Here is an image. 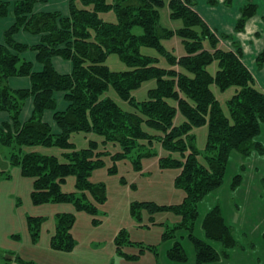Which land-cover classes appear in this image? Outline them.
<instances>
[{"label": "trees", "instance_id": "trees-1", "mask_svg": "<svg viewBox=\"0 0 264 264\" xmlns=\"http://www.w3.org/2000/svg\"><path fill=\"white\" fill-rule=\"evenodd\" d=\"M48 1L0 0V18L11 15L15 19V24L5 32V44H0V113L10 117L8 123L0 126V142L12 148V164L20 166L24 175L34 179V201L73 202L79 210L96 213V207L87 202V195L91 194L97 204L106 201V197L103 189L89 182V177L95 168L105 165L103 158L110 155L108 148L119 147L120 151L112 155L115 164L136 149L143 150V143L159 139L170 153L161 159V166L181 169L176 185L186 196L181 204L173 207L148 203L139 207L154 212L173 211L180 218L177 229L189 233L198 264L228 257V251L237 247V240L220 205L209 210L202 227L207 239L223 247L222 253L193 232L199 217V203L223 186L231 153L236 151L245 158L254 153L264 155V145L258 140L264 126V91L243 63L240 45L234 43L235 51L224 48L194 10L195 0H169L171 19L183 21V27L176 31L160 24L165 0H69L67 17L60 12L34 13L36 4ZM231 2L227 0V5ZM216 3L210 0V4ZM257 10L258 5L249 0L241 10L237 32H244L246 23ZM109 12L116 13V22H105L100 17ZM136 27L143 33L135 34ZM21 30L41 35V44L29 47L15 41V34ZM175 34L183 39L187 54L180 60L169 55V61L173 66H182L183 71L173 67L160 69L156 58L142 54L143 46L163 51L160 39ZM222 38L233 40L231 36ZM27 50L36 52L37 62L43 67L41 72H34L33 64L22 57ZM111 54L119 55L130 69L113 72L106 64ZM56 57L72 63L70 74L56 71L53 65ZM214 61L219 63L216 76L207 69ZM257 64L260 69L264 66V51ZM20 77L31 79V89L13 90L9 86L10 78ZM151 79L157 80V87L149 91L145 101L137 102L131 92ZM213 84L222 91L235 88L228 102L229 116L214 95ZM111 87L122 100L135 106L136 111H125L108 98L106 94ZM58 93L64 94L68 104L65 111L58 110L55 97ZM31 97L34 98L32 116L22 123L21 113ZM175 104L186 119L180 127L173 126ZM50 111L58 133L45 120ZM206 123L209 124V155L201 160L191 132ZM144 127L161 135H150ZM76 134H95L100 140H91L87 148L77 150L71 140ZM41 146L64 150L63 160L37 152L35 148ZM25 148L29 151L25 152ZM174 154H179L181 159L174 158ZM135 165L140 168L139 161ZM115 171L116 164L110 172ZM70 176L76 177L78 194L62 191ZM241 181L242 176L237 175L232 189ZM139 207L133 208L134 215ZM73 222L74 217L70 215L59 218L56 243L59 240L68 242L66 247L73 245L70 234ZM167 237L174 238L175 234L172 231ZM168 257L174 262H187L180 242L169 250Z\"/></svg>", "mask_w": 264, "mask_h": 264}, {"label": "rangeland", "instance_id": "rangeland-1", "mask_svg": "<svg viewBox=\"0 0 264 264\" xmlns=\"http://www.w3.org/2000/svg\"><path fill=\"white\" fill-rule=\"evenodd\" d=\"M167 4L161 9L160 24L168 30L183 27V21L171 19V10ZM105 22H116L115 12L101 14ZM135 34H142L136 27ZM163 51L143 46V55L156 58L160 69L174 68L183 71L179 64L171 65L169 55L180 60L187 52L183 39L175 34L170 38H161ZM106 64L113 72H125L130 68L119 55L111 54ZM263 68V67H262ZM212 76L219 70L218 61L208 66ZM157 87V80L144 82L139 89L131 92L137 102L148 98L150 90ZM212 91L224 113L229 116L228 102L235 88L222 91L212 85ZM106 96L115 101L125 111H136V107L122 100L111 87ZM173 126H182L186 119L177 104ZM52 125H54L52 123ZM56 133L59 130L54 125ZM150 135H161L159 131L144 127ZM194 145L199 159L209 155L207 142L209 124L195 128L192 132ZM76 149L88 147L91 140L99 141L95 134L72 135ZM258 140L264 145V126ZM143 150L136 149L128 157L115 162L112 155L119 147H109V156L103 160L105 165L95 168L89 182L104 190L106 201L97 204L91 194L87 202L96 207V213L79 210L73 202L36 203L33 199L34 179L23 174L20 166L11 162L12 148L0 142V264H198L196 250L189 239V233L177 229L180 218L171 211H152L139 207L144 203L161 207H173L181 204L186 196L176 181L181 173L178 168H163L161 159L170 153L159 139L152 143H143ZM140 149V148H139ZM146 149V150H145ZM39 153L55 156L63 160L64 150L58 147H36ZM25 152L29 149L25 148ZM174 158L181 159L179 154ZM140 162L137 169L135 162ZM242 176L241 184L232 189L234 178ZM64 193H77L76 177L70 176L62 186ZM220 205L227 222L233 227L237 247L228 251V257H221L214 263L205 264H264V155L258 153L243 157L234 151L229 157L223 186L199 203V217L193 234L208 242L221 254L223 247L206 238L202 224L206 214L214 206ZM139 207L137 215L133 208ZM63 215L74 217L70 229L72 246L57 240L59 218ZM33 220L35 222H33ZM174 238L167 237L168 233ZM166 237V238H165ZM176 242L184 247L187 262L178 263L168 257L169 250ZM15 257L14 261L8 258ZM19 259V260H18Z\"/></svg>", "mask_w": 264, "mask_h": 264}, {"label": "crops", "instance_id": "crops-1", "mask_svg": "<svg viewBox=\"0 0 264 264\" xmlns=\"http://www.w3.org/2000/svg\"><path fill=\"white\" fill-rule=\"evenodd\" d=\"M6 1V0H4ZM8 1V0H7ZM69 0H49L47 3H38L34 6V13H52L60 12L64 17L69 15ZM194 10L209 26L212 32L220 39L224 48L235 51L234 43H238L243 51L242 61L254 76L259 88L264 91V66L259 68L257 59L264 51V0H252L258 5V10L246 23L244 32H237L236 25L241 17L242 8L249 0H232L227 5V0H215L216 5L210 4V0H195ZM13 3V2H12ZM15 24V19L10 15L0 18V44H5V32ZM223 36H231L233 40L224 39ZM15 41L22 45L35 47L41 44V35H32L23 30L17 32L14 36ZM22 57L33 64L34 72H41L43 67L37 62L35 51L27 50ZM53 65L56 71L62 75L72 72V63L62 58L53 59ZM9 86L13 90L31 89V79L29 77L10 78ZM64 94H56L58 110L65 111L68 104L63 99ZM34 110V98L27 99L20 120L27 122ZM53 112H47L45 120L52 123ZM10 117L7 113H0V126L8 123Z\"/></svg>", "mask_w": 264, "mask_h": 264}, {"label": "water", "instance_id": "water-1", "mask_svg": "<svg viewBox=\"0 0 264 264\" xmlns=\"http://www.w3.org/2000/svg\"><path fill=\"white\" fill-rule=\"evenodd\" d=\"M10 261H14L15 257L8 258Z\"/></svg>", "mask_w": 264, "mask_h": 264}]
</instances>
